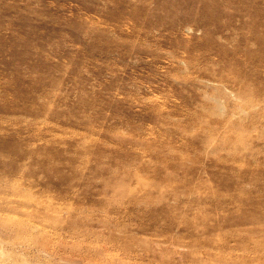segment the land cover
<instances>
[{
    "label": "rangeland",
    "instance_id": "obj_1",
    "mask_svg": "<svg viewBox=\"0 0 264 264\" xmlns=\"http://www.w3.org/2000/svg\"><path fill=\"white\" fill-rule=\"evenodd\" d=\"M261 32L264 0H0V264H264Z\"/></svg>",
    "mask_w": 264,
    "mask_h": 264
},
{
    "label": "bare ground",
    "instance_id": "obj_2",
    "mask_svg": "<svg viewBox=\"0 0 264 264\" xmlns=\"http://www.w3.org/2000/svg\"><path fill=\"white\" fill-rule=\"evenodd\" d=\"M256 36L258 37V39H259V36H260V44H262L261 49H260L261 51L259 52V56H260V58L261 57L264 58V32H261L260 34H257ZM250 56H254L255 57V55L252 54V52L250 53Z\"/></svg>",
    "mask_w": 264,
    "mask_h": 264
}]
</instances>
